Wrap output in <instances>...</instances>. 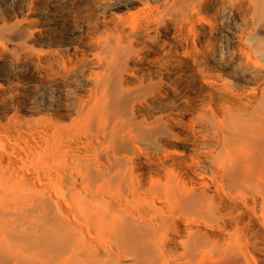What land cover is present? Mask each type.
Returning <instances> with one entry per match:
<instances>
[{"label": "bare ground", "instance_id": "1", "mask_svg": "<svg viewBox=\"0 0 264 264\" xmlns=\"http://www.w3.org/2000/svg\"><path fill=\"white\" fill-rule=\"evenodd\" d=\"M0 264H264V0H0Z\"/></svg>", "mask_w": 264, "mask_h": 264}]
</instances>
